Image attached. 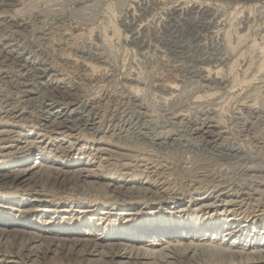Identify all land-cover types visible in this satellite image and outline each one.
<instances>
[{"label": "rangeland", "instance_id": "rangeland-1", "mask_svg": "<svg viewBox=\"0 0 264 264\" xmlns=\"http://www.w3.org/2000/svg\"><path fill=\"white\" fill-rule=\"evenodd\" d=\"M0 264H264V0H0Z\"/></svg>", "mask_w": 264, "mask_h": 264}, {"label": "bare ground", "instance_id": "bare-ground-1", "mask_svg": "<svg viewBox=\"0 0 264 264\" xmlns=\"http://www.w3.org/2000/svg\"><path fill=\"white\" fill-rule=\"evenodd\" d=\"M181 51V50H180ZM35 69V68H34ZM33 73V72H32ZM17 76V75H16ZM28 80V79H27ZM29 81H30V79H29ZM22 82V81H21ZM26 83V82H25ZM31 83V82H30ZM17 84V83H16ZM23 85V84H22ZM34 85V84H33ZM18 86V85H17ZM17 86H16V88H17ZM24 87H25V85H24ZM46 88H47V86H46ZM24 89V88H23ZM73 102V101H72ZM49 114H50V112H49ZM116 114V113H115ZM52 115V114H51ZM55 117H59L58 115H54ZM69 116V115H68ZM49 117H51V116H49ZM86 117V116H85ZM65 118V117H64ZM63 118V119H64ZM70 118V117H69ZM87 119H88V117H87ZM65 120H66V118H65ZM53 121V120H52ZM61 121V120H60ZM66 121H68V120H66ZM70 122V121H69ZM74 122H76V121H74ZM78 122H79V120H78ZM85 122V121H84ZM88 122V121H87ZM58 123V122H57ZM78 124H80V123H78ZM83 124H85L86 125V123H83ZM82 124V125H83ZM51 125V124H50ZM62 125V124H61ZM70 125V124H69ZM69 125H68V127H66V126H64L65 127V129H66V131L67 132H69V131H71V129H70V127H69ZM74 125H75V123H74ZM86 127V126H85ZM90 127H93V126H90ZM57 128V127H56ZM75 128H77V127H75ZM82 128V127H81ZM87 128V127H86ZM94 128H96V127H94ZM203 129V128H202ZM95 130V129H94ZM97 130H98V128H97ZM207 130V129H206ZM91 131V130H90ZM192 131V130H191ZM208 131V130H207ZM66 132V133H67ZM94 132V131H93ZM97 132V131H96ZM206 132V131H205ZM204 134V133H203ZM198 135V134H197ZM207 138V137H206ZM198 139V138H197ZM208 143V142H207ZM232 151V150H231ZM235 151V150H234ZM202 152V151H201ZM237 153H238V151H237ZM94 156V155H93ZM37 166V165H36ZM38 171V170H37ZM37 171H33V172H37ZM211 172H212V170H211ZM31 172H29V173H27L26 175H20V176H17L16 178L17 179H19V178H22V179H26V177L28 176V175H31L30 174ZM39 173V172H38ZM24 174V173H23ZM33 178V177H32ZM28 179V178H27ZM232 180V179H231ZM24 181V180H23ZM219 194V193H218ZM218 197V196H217ZM238 200V199H237ZM229 221V219L227 218V217H223V218H218L217 219V221ZM230 221H234V219H231ZM164 223V222H163ZM165 224H169V225H171V224H174V223H165ZM209 227V226H208ZM165 228H168V227H165ZM236 235V234H235ZM185 246V245H184ZM169 248V247H168ZM190 248V247H189ZM192 248V247H191ZM220 248V247H219ZM135 250V249H134ZM133 250V252H135ZM223 249H221V250H219V251H217L216 249L214 250V249H208V250H205V249H202V252H204V253H210L211 255H213V256H216V254H218V256H222V257H224L225 256V254L223 253V251H222ZM144 254V253H143ZM146 254H144V256H145ZM217 256V257H218ZM137 257H138V255H137ZM139 258V257H138Z\"/></svg>", "mask_w": 264, "mask_h": 264}]
</instances>
